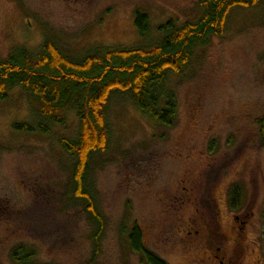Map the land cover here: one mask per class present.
Returning <instances> with one entry per match:
<instances>
[{"label":"rangeland","instance_id":"rangeland-1","mask_svg":"<svg viewBox=\"0 0 264 264\" xmlns=\"http://www.w3.org/2000/svg\"><path fill=\"white\" fill-rule=\"evenodd\" d=\"M200 1L0 0V61L19 47L37 54L45 40L70 57L95 46L146 45L136 10L156 36L170 20L199 18ZM166 87L177 104L171 127L151 121L125 94L106 107V149L90 158L85 183L103 219L95 256V224L71 196L75 159L61 145L77 138L75 113L63 125L47 123L45 133L21 87L0 100V264H16L10 252L18 245L32 248L38 264H141L126 242L134 225L168 264H217L214 248L195 234L202 219L213 232L219 225L225 261L264 264V1L232 9L223 34L197 49L182 73H169ZM234 185L238 210L229 203ZM234 225L243 226L242 237Z\"/></svg>","mask_w":264,"mask_h":264},{"label":"trees","instance_id":"trees-1","mask_svg":"<svg viewBox=\"0 0 264 264\" xmlns=\"http://www.w3.org/2000/svg\"><path fill=\"white\" fill-rule=\"evenodd\" d=\"M262 1L201 0L199 18L181 25L170 20L156 28V36H151L147 14L136 10L133 24L141 39L150 37L146 45L95 46L78 57H70L51 40H45L37 54L19 47L0 61V100H5L13 88L21 87L31 101L40 131L48 132L47 123L63 125L69 112H74L79 121L76 140L63 139L61 145L75 159L71 196L84 205L95 224L94 256L103 233V219L85 183L90 174V158L106 149L105 113L112 95H128L140 113L159 125L171 127L177 104L173 92L166 87L167 75L182 73L197 49L212 36L223 34L232 9L252 8ZM258 122L264 134V116ZM13 128L26 133L32 130L28 123H14ZM240 201L241 189L234 185L229 192L230 208L238 210ZM262 218L264 239V211ZM126 242L140 256L141 264H168L143 245L137 225L127 232ZM10 257L16 264H38L34 262V250L25 245L13 248Z\"/></svg>","mask_w":264,"mask_h":264},{"label":"flooded vegetation","instance_id":"flooded-vegetation-1","mask_svg":"<svg viewBox=\"0 0 264 264\" xmlns=\"http://www.w3.org/2000/svg\"><path fill=\"white\" fill-rule=\"evenodd\" d=\"M235 221H237V217H234ZM202 224L199 225L197 231H195V234H200L202 239V244L207 245L208 242L210 243V247H213L214 249H211L210 252L212 253V256L215 257L217 260V264H234V262L225 261L223 257H220L218 254L222 251V244L224 241L223 235L219 232L215 224L214 232L212 231L210 224L211 222L207 223V220L202 219ZM206 221V222H205ZM212 225V224H211ZM234 230L237 232L239 237H242L243 234V226L239 227L237 225H234ZM213 232V233H212ZM208 239V240H207ZM238 242V241H235ZM235 258V257H234ZM236 259V258H235Z\"/></svg>","mask_w":264,"mask_h":264}]
</instances>
